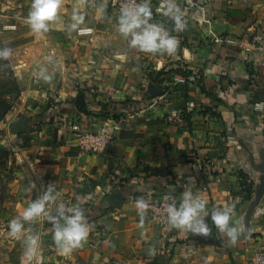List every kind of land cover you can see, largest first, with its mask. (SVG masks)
I'll return each instance as SVG.
<instances>
[{
  "label": "crops",
  "instance_id": "0c3cea01",
  "mask_svg": "<svg viewBox=\"0 0 264 264\" xmlns=\"http://www.w3.org/2000/svg\"><path fill=\"white\" fill-rule=\"evenodd\" d=\"M174 3L182 31L172 19L153 22L178 41L169 55L130 48L109 0H61L41 33L26 22L32 0H0L19 88L4 133L18 175L35 185L32 200L49 185L59 193L49 215L78 204L89 224L68 254L59 252L52 222L36 227L43 264H243L264 247V107H255L264 105V54L222 41L264 34V0ZM74 14L83 16L76 29ZM115 117L122 129L102 153L80 150L67 132L73 120L92 130ZM12 131L20 134L12 139ZM185 191L209 212L235 205L232 222L244 226L235 244L210 213L209 236L172 227L162 237L147 209L141 216L135 206L163 193L181 200Z\"/></svg>",
  "mask_w": 264,
  "mask_h": 264
},
{
  "label": "clouds",
  "instance_id": "9594fccd",
  "mask_svg": "<svg viewBox=\"0 0 264 264\" xmlns=\"http://www.w3.org/2000/svg\"><path fill=\"white\" fill-rule=\"evenodd\" d=\"M61 0H32L31 10L27 16V23L33 32L41 33L49 30V22L53 21ZM163 14L174 21L175 31H182L185 27L182 20V12L174 3V0H166L162 5ZM152 10L147 2L136 4L134 2L125 4L120 10L117 18V30L123 38L128 41V46L138 49L145 53L167 52L173 54L177 48V39L170 35L169 31L161 24L153 23ZM75 21L72 29H76L83 21V16L74 14L72 17ZM11 54L8 48L0 49V59H7ZM44 81H50L51 75L44 74L41 70L39 73ZM257 109L264 105L257 104ZM35 187L30 185L28 191ZM59 193L54 192L51 185L33 200L21 215L9 222V228L14 236L20 235L23 231L24 223L32 221L41 214L48 216V220L53 224V240L61 254H68L73 249L80 246L89 232V224L84 210L77 204L75 206H65L59 204L56 206V215H49L46 205L55 203ZM135 206L139 214L143 216L147 203L143 200H137ZM235 205H225L223 207L213 208L211 212L207 210L206 201L200 197H194L191 191H185L182 199L177 203L175 199L168 204L166 208L167 222L176 229L182 230L185 234L209 236L212 229L206 222L205 217L209 216L214 227L225 235L232 244H235L238 237L243 233L244 226L232 222V213ZM30 246L35 244L34 238H28Z\"/></svg>",
  "mask_w": 264,
  "mask_h": 264
},
{
  "label": "rangeland",
  "instance_id": "374dc122",
  "mask_svg": "<svg viewBox=\"0 0 264 264\" xmlns=\"http://www.w3.org/2000/svg\"><path fill=\"white\" fill-rule=\"evenodd\" d=\"M114 14L118 13L114 12ZM5 27L10 29L14 25ZM4 40V34L0 32V49L7 48ZM15 75L16 71L10 56L7 59H0V264H27V254H30L34 248L32 245L30 250L28 238H36V227L39 225L47 227L51 224L48 216L41 215L32 221L25 222L20 235L14 236L9 228V222L21 215L33 202L31 194L35 193L34 190H36V188H32L31 191H28L31 184L29 180L22 179L25 178V174H22L24 171L18 175L15 152L10 151L7 147L13 142L7 135H4L7 126L10 125L7 124V115L19 97ZM10 131L8 130V132ZM11 133L13 134L12 139L20 134L14 131ZM22 136L24 140L27 138L26 135ZM14 172H17V175ZM44 191L45 189H42L39 194L42 195ZM47 206L52 208L51 204L46 205V208H48ZM51 211H47L48 214H51Z\"/></svg>",
  "mask_w": 264,
  "mask_h": 264
},
{
  "label": "built area",
  "instance_id": "2783aa9c",
  "mask_svg": "<svg viewBox=\"0 0 264 264\" xmlns=\"http://www.w3.org/2000/svg\"><path fill=\"white\" fill-rule=\"evenodd\" d=\"M142 3L147 2L152 10V21L162 20L164 18L171 19L163 14L162 7L165 4L163 1L151 0H109L110 7L114 12L120 14V10L128 3ZM83 31V30H81ZM225 44L238 45L248 55L264 54V34L253 32L250 34L244 44L237 43V40L231 37L223 38ZM257 104H255V107ZM257 108V107H256ZM175 115V114H174ZM123 120L119 117L105 119L97 128L92 130H82L77 120H73L68 124V130L74 137V144L86 153H102L107 149L109 143L119 134L122 129ZM175 199L179 203V199L172 193H163L158 196L151 197L146 201L147 211L150 220L158 225L164 232L162 237L166 236L168 230L172 227L167 222L166 208L168 204ZM27 264H42L41 253L33 248L30 254L26 257ZM116 264H122V260L116 259ZM243 264H264V247L258 246L254 251L252 258Z\"/></svg>",
  "mask_w": 264,
  "mask_h": 264
},
{
  "label": "trees",
  "instance_id": "16d2710c",
  "mask_svg": "<svg viewBox=\"0 0 264 264\" xmlns=\"http://www.w3.org/2000/svg\"><path fill=\"white\" fill-rule=\"evenodd\" d=\"M16 86H17V84H16Z\"/></svg>",
  "mask_w": 264,
  "mask_h": 264
}]
</instances>
